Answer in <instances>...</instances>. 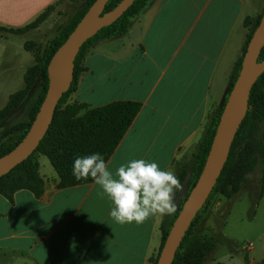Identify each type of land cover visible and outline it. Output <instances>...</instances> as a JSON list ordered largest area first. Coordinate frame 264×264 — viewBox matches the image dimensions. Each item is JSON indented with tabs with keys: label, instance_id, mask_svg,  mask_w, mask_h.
Returning <instances> with one entry per match:
<instances>
[{
	"label": "crops",
	"instance_id": "1",
	"mask_svg": "<svg viewBox=\"0 0 264 264\" xmlns=\"http://www.w3.org/2000/svg\"><path fill=\"white\" fill-rule=\"evenodd\" d=\"M57 1L0 0V27H22ZM263 7L264 0H149L125 32L92 43L64 104H83L81 115L116 100L140 103L106 162L113 174L134 159L156 162L175 175L191 168L211 114L223 105L233 66L252 28L244 20L255 21ZM61 8L58 4L44 22L22 36L34 34L36 40L38 32L53 29ZM34 40H26L24 49ZM47 160L37 158L44 181L39 197L27 189L16 190L12 199L0 194V264H153L162 224L173 218L185 184L174 196L173 214L120 224L110 217L113 204L100 186L93 181L59 187V176ZM222 199L205 213L219 218L212 226L218 238H224L219 226L225 212L215 215L220 207L226 211ZM255 219L262 224L257 238L264 246V186ZM203 235L219 240L214 233ZM249 252L258 258L234 259L229 254L230 260L222 264H264V251Z\"/></svg>",
	"mask_w": 264,
	"mask_h": 264
},
{
	"label": "trees",
	"instance_id": "2",
	"mask_svg": "<svg viewBox=\"0 0 264 264\" xmlns=\"http://www.w3.org/2000/svg\"><path fill=\"white\" fill-rule=\"evenodd\" d=\"M62 1L64 0H58L56 3L49 5L32 22L22 27H0V33L4 35H22L31 29L37 28ZM93 1L84 0L82 7L73 14L67 24L58 25L54 36L41 49V52L39 54L35 52L34 63L25 72L23 88L13 93L5 107L0 110L1 122L14 111L32 86L40 79L41 90L30 109L28 117L1 133L0 156L10 151L29 129L47 89V64L55 50L65 41ZM119 1L121 0H108L104 11L111 10ZM148 1L135 0L114 22L99 29L95 35L83 43L74 61L71 85L59 99L47 132L28 158L0 177V194H3L8 199H12L13 193L19 189H27L36 197L42 194L44 181L39 174L36 157L39 154L45 155L56 170L60 179L59 187L93 182L90 177L77 180L73 176L74 159L77 156L99 153L107 162L139 111L140 103L132 100H116L104 105L90 107L81 115H78V113L84 108L83 104L64 103L69 93L75 88L78 74L83 69L82 60L87 49L98 39L109 38L125 32L133 18L141 13ZM262 12L255 21L250 17L244 20V25H253L246 39L243 52L233 66L223 105L211 114L209 123L205 127L204 137L194 154L191 168L189 170L183 169L176 174L182 185L186 183V191L171 221L167 225L162 224L160 249L182 202L202 171L221 111L239 73L247 43L259 23ZM34 44H36L34 41H27L25 43L26 50L32 51ZM263 59L264 46L260 50L258 61ZM12 135L16 137L13 141L8 138ZM258 161L262 165L260 172L261 191L264 186V72L258 76L251 87L248 109L235 133L227 160L209 197L186 230L175 252L172 264H205L204 258L215 249L217 240L213 236L201 235L196 229L198 223L216 199L225 198L230 200L240 192L246 178L245 175L254 169ZM157 257L154 259L153 264L156 263Z\"/></svg>",
	"mask_w": 264,
	"mask_h": 264
},
{
	"label": "water",
	"instance_id": "3",
	"mask_svg": "<svg viewBox=\"0 0 264 264\" xmlns=\"http://www.w3.org/2000/svg\"><path fill=\"white\" fill-rule=\"evenodd\" d=\"M107 1L94 0L51 56L47 64L48 85L45 95L24 137L10 151L0 156V177L28 158L44 137L59 99L71 85L74 61L83 43L99 29L114 22L135 0H121L111 10L104 11ZM263 46L264 9L247 43L241 68L221 111L202 171L173 219L155 264H172L186 230L216 183L235 133L248 109L251 87L264 72V59L258 61Z\"/></svg>",
	"mask_w": 264,
	"mask_h": 264
},
{
	"label": "rangeland",
	"instance_id": "4",
	"mask_svg": "<svg viewBox=\"0 0 264 264\" xmlns=\"http://www.w3.org/2000/svg\"><path fill=\"white\" fill-rule=\"evenodd\" d=\"M83 3L84 0H64L60 2L59 4L62 7L61 10H59L60 16L54 22L53 29L38 32L36 40H34V34L22 36L4 35L0 33V38L2 37L0 39V110L8 103L11 94L23 88L24 75L27 68L33 63L35 52L37 54L41 52V49L46 45L51 34L56 32L58 25L67 24L73 14L82 7ZM30 38L36 43L32 46V51H28L23 47V43ZM40 90V79H38L26 94L16 112L10 115L3 124L0 125V131L18 122L24 121L28 117L30 109ZM2 132H0V135ZM8 138L13 141L16 137L12 135ZM36 157H41V159L48 161L47 158L41 154ZM261 168V162L258 161L254 169L245 175L246 178L240 192L230 200L225 198L222 199V205L226 208V211L220 207V210L216 212L215 215H219L218 213L222 215V213L225 212L219 226L224 238H218L215 234V228L213 229L212 227L217 220L219 221V218L215 220V218L213 219L214 216L209 218L208 214H205L206 212L203 214L196 227L197 231L201 235L214 233L219 239L216 243V248L205 256V264L226 263L230 260L228 258L229 254L233 255L234 259H240V257L247 260L251 258L256 259L258 258L257 255L249 251H264L263 239L257 238V235L261 231L262 224L259 223L257 219L252 220L256 200L261 189ZM249 243L253 244L252 250L246 249Z\"/></svg>",
	"mask_w": 264,
	"mask_h": 264
},
{
	"label": "clouds",
	"instance_id": "5",
	"mask_svg": "<svg viewBox=\"0 0 264 264\" xmlns=\"http://www.w3.org/2000/svg\"><path fill=\"white\" fill-rule=\"evenodd\" d=\"M72 174L77 180L90 177L100 186L113 204L110 217L120 224H139L156 214H173L174 196L182 190L173 171L161 170L158 163L144 159L121 164L113 174L99 153L77 156Z\"/></svg>",
	"mask_w": 264,
	"mask_h": 264
},
{
	"label": "built area",
	"instance_id": "6",
	"mask_svg": "<svg viewBox=\"0 0 264 264\" xmlns=\"http://www.w3.org/2000/svg\"><path fill=\"white\" fill-rule=\"evenodd\" d=\"M251 248V243H249L247 246H246V249H250Z\"/></svg>",
	"mask_w": 264,
	"mask_h": 264
}]
</instances>
